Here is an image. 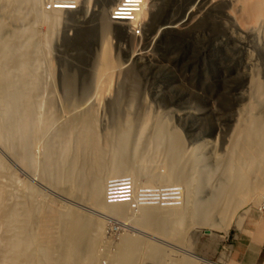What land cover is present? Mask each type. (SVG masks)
Masks as SVG:
<instances>
[{"label":"bare ground","instance_id":"6f19581e","mask_svg":"<svg viewBox=\"0 0 264 264\" xmlns=\"http://www.w3.org/2000/svg\"><path fill=\"white\" fill-rule=\"evenodd\" d=\"M40 1L0 0V264H97L94 253L99 239L97 222L82 218L81 211L70 209L67 202L95 214L108 212L126 216L128 209L124 201L108 203L105 198L104 186L111 177L129 175L135 184L149 187L182 184L183 198L181 196L178 205L164 198L141 205L132 200L138 210L135 224L150 227L157 223L158 228L155 233L137 227H133L134 230L163 243L156 233L177 231L178 222L190 223L196 215L224 217L231 214L238 208L234 200L240 198L242 191V198H248L264 186L262 82L254 83L250 79L240 92L241 95L247 92V99L236 102L233 112L236 127L231 128L228 147L222 145L227 151L225 154H218L210 142L207 145L206 138L190 139L192 144L186 150V145L178 142L177 131L163 130L158 113L148 114L146 122L152 128L150 134H144L142 128L137 130L128 116L108 131L110 147L100 146L95 118L103 106L117 105L116 97L107 100L105 93L90 91L79 100L71 94L61 101L55 100L51 91L46 92L42 78L46 59L41 49L48 38L37 34L31 25L20 28L11 25V21L31 14L34 19L44 21L52 36L65 10L51 9L45 13L40 9ZM263 5L264 2L258 0L260 16ZM224 31L219 42L228 47L232 42L226 36L229 27ZM258 31H264V23ZM234 33V42L240 44V31ZM108 44L107 37L103 36L95 74L116 69L109 57ZM47 127L53 133L44 138ZM152 139L167 141L165 156L169 164L162 173L150 167L144 169L146 157L142 155L144 150H140L141 143ZM36 147L40 148L39 152ZM81 150L83 154L79 158ZM127 151L132 159L127 157ZM71 152L73 155L69 158ZM94 165H98L95 172L85 170ZM53 166H56L52 177L55 183L46 178L52 175ZM203 191L205 194L200 199ZM41 192L43 197L39 195ZM151 195L152 192L146 190L138 194L142 200H147L148 196L152 200ZM60 201L65 202L59 204ZM177 234L172 235L177 237ZM139 235L132 239L128 234L121 235L113 254L104 253L102 264H152L150 259L158 252L157 247L153 244L151 247ZM172 237L169 235L171 240ZM179 237L178 240L183 239ZM186 255L182 260L177 257V260L160 262L159 256L155 261L191 264ZM138 259L143 260L139 263Z\"/></svg>","mask_w":264,"mask_h":264},{"label":"rangeland","instance_id":"374dc122","mask_svg":"<svg viewBox=\"0 0 264 264\" xmlns=\"http://www.w3.org/2000/svg\"><path fill=\"white\" fill-rule=\"evenodd\" d=\"M117 1L88 0L85 3L78 0L76 10L62 9L65 11L52 36L44 21L34 19L31 14L19 21H11V25L18 28L31 25L37 34H45L48 38V43L41 49L46 59L42 76L46 92L51 91L58 101L68 94L79 100L90 91L101 95L105 93L107 100L116 97L117 105L103 106L95 118L94 128L100 146L105 144L110 147L108 131H112L119 121L128 116L135 122L137 130L142 128L144 134H150L152 128L146 122L148 114L158 113L163 130L177 131L178 142L184 143L186 150L192 144L190 139L206 138L207 145L210 142L218 154H225L227 151L222 149V145L228 147L227 138L231 128L236 127L234 107L236 102L242 103L247 99V92L242 95L240 92L244 91L250 79L254 83L264 84V31H258L264 23V5L261 18L258 0H148L141 35L134 36L124 22L113 21L109 17ZM52 2L41 0L40 9L45 13L50 12L51 8L47 5ZM227 27L229 32L226 36L232 41L228 47L219 42ZM236 30L241 33L240 44L234 42ZM103 36L108 39L109 57L116 69L95 74ZM239 45L242 47H237ZM47 129L42 135L44 138L49 134L52 136L53 132ZM165 142L152 139L151 142L146 140L141 143L140 150H144L145 154L142 152V155L146 157L144 169L150 167L161 173L166 170L169 163L165 156ZM130 146H133V141H130ZM81 154L82 150L79 158ZM71 155L72 152L68 154L69 158ZM126 155L132 159L130 152L127 151ZM98 165L84 167L93 173ZM55 169L56 166L50 177L46 176L51 182ZM131 180L135 187H149ZM174 184L182 186L179 182ZM204 194L205 191L199 198L202 199ZM243 194L244 191L240 198H235L238 208L233 214L224 217L196 215L190 223H174L177 231L171 232L175 235L181 232V237L170 234L167 229L168 234L156 233L164 243L134 230L133 227H137L155 233L157 223L150 227L136 225L134 218L138 210H131L126 202H123L128 209L126 216L108 212L95 214L69 202L67 205L70 209L81 211L82 218L89 217L97 222L99 239L94 249L97 264L103 263L104 253L110 251L113 254L114 247L124 234L130 238L140 234L139 237L148 245L157 247L158 252L150 261L159 259V256L162 259L160 262L177 260V257L182 260L187 254L186 258L191 264H241L234 257L231 247L240 241V230L246 216L255 206L261 205L264 186L255 191L256 195L242 198ZM39 195L43 197L44 193ZM64 202L60 201L59 204ZM169 235L174 236L172 240ZM178 237L183 239L178 240ZM142 260L138 259L139 263ZM153 261L152 264L159 262Z\"/></svg>","mask_w":264,"mask_h":264},{"label":"built area","instance_id":"2783aa9c","mask_svg":"<svg viewBox=\"0 0 264 264\" xmlns=\"http://www.w3.org/2000/svg\"><path fill=\"white\" fill-rule=\"evenodd\" d=\"M148 0H118L111 8L109 17L113 21H122L128 27V30L134 36H140L144 26V11ZM51 9H67L74 11L78 7V0H53L47 5ZM50 9V10H51ZM105 198L108 203L116 201L126 202L131 209H135L132 200H137L139 205L146 204V201H158L159 199H168L173 204L178 205L183 198V188L180 185L174 184L170 186L160 185L158 187H135L132 180L127 175L111 177L105 183ZM141 190V191H140ZM143 190L152 192L153 199H140L139 193ZM153 190V191H151ZM159 195V196H158ZM110 201V202H109ZM261 204L264 205V197Z\"/></svg>","mask_w":264,"mask_h":264},{"label":"crops","instance_id":"0c3cea01","mask_svg":"<svg viewBox=\"0 0 264 264\" xmlns=\"http://www.w3.org/2000/svg\"><path fill=\"white\" fill-rule=\"evenodd\" d=\"M245 219L240 241L231 250L241 264H264V205L255 206Z\"/></svg>","mask_w":264,"mask_h":264},{"label":"clouds","instance_id":"9594fccd","mask_svg":"<svg viewBox=\"0 0 264 264\" xmlns=\"http://www.w3.org/2000/svg\"><path fill=\"white\" fill-rule=\"evenodd\" d=\"M264 197V196H263ZM261 201H262V199H261Z\"/></svg>","mask_w":264,"mask_h":264}]
</instances>
